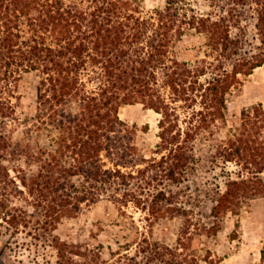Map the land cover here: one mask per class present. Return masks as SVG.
I'll use <instances>...</instances> for the list:
<instances>
[{
	"label": "rangeland",
	"instance_id": "1",
	"mask_svg": "<svg viewBox=\"0 0 264 264\" xmlns=\"http://www.w3.org/2000/svg\"><path fill=\"white\" fill-rule=\"evenodd\" d=\"M130 1L141 18L167 6ZM257 2L172 4L183 33L175 32L168 57L194 74L176 94L167 85L172 62L150 69L167 111L156 96L112 89L91 58L71 95L46 90L41 70L22 66L18 52L7 57L0 31V263L264 264ZM63 3L92 9L90 0ZM194 16L223 18L228 48L208 46L205 33L184 23ZM18 31L21 41L33 35L25 19ZM37 40L55 45L48 34ZM258 61L263 67L253 68ZM225 73L231 87L221 107L202 87Z\"/></svg>",
	"mask_w": 264,
	"mask_h": 264
},
{
	"label": "trees",
	"instance_id": "2",
	"mask_svg": "<svg viewBox=\"0 0 264 264\" xmlns=\"http://www.w3.org/2000/svg\"><path fill=\"white\" fill-rule=\"evenodd\" d=\"M90 2L92 9L84 11L77 4L65 7L63 0H0V31L4 35L1 43L8 53L7 57L11 59L12 53L18 52L22 66L41 70V83L46 90L53 89L69 95L78 88L81 67L91 58L95 64L103 65L112 89L132 88L133 92L143 93L148 98L156 96L162 105L158 109L167 111L165 99L150 84L149 78L153 75L150 69L159 64L166 67L167 59L172 62L167 85L176 94L185 93V86L188 82L192 83L189 78L194 74L186 61L168 57V46L175 32L183 33L182 26L177 25L178 21L180 23L178 11L172 6L176 0H167L165 9L148 18L137 16L138 10L130 0ZM257 3L260 6L258 27L264 43V0ZM24 19L33 35L21 41L18 29ZM184 23L205 33L208 46L212 48L222 45L227 49L231 42L223 18L213 20L211 17L194 16ZM150 30L153 36L149 34ZM44 34L50 35L55 45L37 40ZM127 45L129 48H124ZM132 54L143 57L141 60L133 59ZM253 64V68L262 65L260 61ZM223 77H216L202 85V96H207L213 105L221 107H225V93L231 87L224 85L227 73Z\"/></svg>",
	"mask_w": 264,
	"mask_h": 264
},
{
	"label": "water",
	"instance_id": "3",
	"mask_svg": "<svg viewBox=\"0 0 264 264\" xmlns=\"http://www.w3.org/2000/svg\"><path fill=\"white\" fill-rule=\"evenodd\" d=\"M0 245H1V240H0ZM0 264H3V263H0Z\"/></svg>",
	"mask_w": 264,
	"mask_h": 264
},
{
	"label": "crops",
	"instance_id": "4",
	"mask_svg": "<svg viewBox=\"0 0 264 264\" xmlns=\"http://www.w3.org/2000/svg\"><path fill=\"white\" fill-rule=\"evenodd\" d=\"M261 67H263V66H261ZM261 67H259V68H261ZM252 75H254V74H252Z\"/></svg>",
	"mask_w": 264,
	"mask_h": 264
}]
</instances>
